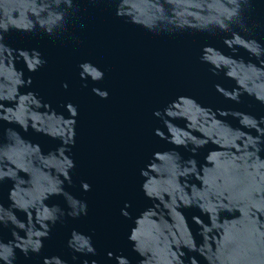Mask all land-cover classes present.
<instances>
[{
  "label": "water",
  "instance_id": "1",
  "mask_svg": "<svg viewBox=\"0 0 264 264\" xmlns=\"http://www.w3.org/2000/svg\"><path fill=\"white\" fill-rule=\"evenodd\" d=\"M119 3L123 17L116 15ZM233 9L236 15L227 18ZM0 36V97H7L0 99V170L15 176L0 181V256L11 250L12 264H44V257L47 264H115L107 258L113 252L131 264H169L175 253L181 260L195 256L197 264H264V181L256 175L264 173V0H71L70 7L66 0H0ZM38 60L46 63L30 70ZM95 66L104 72L96 82ZM93 88L107 90V99ZM180 95L204 109L183 105L187 120L172 121L196 129L203 143L195 155L197 173L181 178L189 196L195 185L199 199L179 210L184 220L175 214L159 226L145 220L139 256L127 240L133 220L121 209L129 204L134 218L151 205L139 172L154 152L174 149L181 163L192 158L190 150L154 134L164 125L153 113L163 114ZM68 103L78 111L66 151L75 166L61 185L65 164L55 150L72 136ZM175 151L161 174L174 171ZM82 182L91 189L83 191ZM52 187L63 191L45 198ZM75 198L88 205L78 219L69 215ZM13 217L25 227L15 226ZM186 225L202 255L189 253L190 245L170 249L160 235H180ZM45 226L51 232L41 252L26 258L22 248ZM73 229L92 237L95 256L68 248ZM77 243L86 244V236Z\"/></svg>",
  "mask_w": 264,
  "mask_h": 264
},
{
  "label": "clouds",
  "instance_id": "2",
  "mask_svg": "<svg viewBox=\"0 0 264 264\" xmlns=\"http://www.w3.org/2000/svg\"><path fill=\"white\" fill-rule=\"evenodd\" d=\"M57 4L60 3V0H55ZM230 3H235L236 0H229ZM66 3L71 6V0H66ZM116 15L123 17L122 15V8L120 3L117 5L116 8ZM236 15V9L227 12V18H231L232 16ZM56 20L62 19V14H56ZM40 26L43 27L46 21L41 20L39 21ZM221 27H224L223 23H221ZM51 31V28L48 29ZM3 37L0 36V40ZM237 42L240 41L239 37H234ZM227 43V41H226ZM257 49H250V51L255 52ZM46 61L38 60L36 61V65L29 64V69L32 71H37L38 67H42ZM97 68V72L95 73L96 81H100L104 78V72ZM215 75L216 73L213 72ZM86 79V78H82ZM19 83L23 85V80H20ZM31 81H29V85ZM86 86V85H85ZM65 89H67V83L62 85ZM97 88H93L92 91L94 94L98 95L101 99H107L108 92L107 90H100L97 92ZM216 89L218 92L223 93L224 97L233 101L239 102V98L237 96H230L227 92H224L220 85H216ZM7 97H0V99H6ZM258 99H261L258 97ZM183 105H191L193 108L203 111L204 109L201 108L199 102L196 99L180 95L175 100L171 101L164 109L163 114L160 110H156L153 114L154 116L160 118L164 125V130L160 128L155 129V135L162 140H165L167 143L174 145L175 147H183L186 150H190L192 158L184 161L181 163L180 153L172 150H163V151H156L152 154L149 161L146 165L140 169L139 175L141 177L140 189L143 192L146 199L152 201L151 205L146 207L142 210L136 217H132L131 214L126 210L130 207L129 204H125V207L121 209V215L126 219L133 220V225L130 228L129 234L127 236V240L131 244L132 251L138 253L139 256L143 255V252L140 248V241L138 239V233L140 232V226L143 225L145 220H150L151 223L155 226H159L161 222L164 224L168 223V220L165 219V216L171 217L173 214L179 216L181 220H184L183 214L179 211L182 207H191L193 201L195 199H199L195 194L199 191L195 185H192V192L193 195L189 196L186 191V185L181 183V178H187L189 176H193L197 173V159L195 155L197 153V149L203 147V143H197V137L194 135L196 129L189 130L190 126L188 124L185 127L181 128L178 125L174 124L172 121L176 119L183 118L187 120V117L184 115L182 111ZM66 110H70L71 112V123H72V136L69 139H65L62 141V145L58 147L55 151L63 158V162L65 164V169L63 172V180L60 181L62 185L64 181L71 180L69 172L72 168H74V161L66 155L67 145H70L74 142V125H75V118L78 115V111L75 105L68 103L66 106ZM210 110V108H209ZM221 115H227V112H222ZM7 119V117H4ZM248 118H246L247 120ZM264 120V118H261ZM23 130L25 132L28 131V124L27 120H25L22 124ZM33 129L36 132H40L41 129L37 128L35 124L32 125ZM6 131H12L14 135H19L15 133L13 129H8ZM189 145H192L191 149L188 148ZM37 151H39V145H37ZM175 151L176 155L173 157L174 160V171L167 172L161 174L159 172V167L163 164L164 159L166 157H172V153ZM259 151V149H257ZM11 170L4 171L0 170V181H4L5 177H8L9 180H14L15 176L10 174ZM150 173H154L155 175H150ZM256 175H259L261 180L264 181V173L257 172ZM206 183V181H205ZM163 185L158 188H154L153 185ZM15 185L13 188L9 189V198L11 199ZM81 188L83 191L87 192L91 189V186L87 182L81 183ZM63 191L62 188L52 187L51 189H46V195H59ZM76 199V198H75ZM76 208L74 211L69 212V215L72 216L74 219H78L80 216L87 215L88 205L86 201L76 199ZM203 211H208V208L205 207L204 203L197 205ZM191 220L194 221L196 224H200L201 221L197 219L196 215L191 217ZM13 224L21 229L25 227L23 222H18L13 217ZM56 223V218H52V224ZM205 231H211V229L205 225ZM51 228L45 226V231L41 233L40 231L35 232V236L37 239L34 241L32 239H28L25 246L22 248L24 256L27 258L29 253L39 254L41 249L43 248V241L48 239L50 236ZM160 235L164 238V240L168 241L169 248L175 245L178 249L181 245L188 247L190 245L189 253H196L198 255H202V251L197 248L196 242L192 240V233L188 231L187 225L185 226L184 233L177 235L175 232L170 231H163L161 230ZM86 236L87 243L80 244L77 243L82 237ZM169 236L171 239L169 240ZM43 237L42 239H39ZM67 246L69 249L73 250L76 253H80L83 255L92 256L96 255V249L92 243V237L90 235H85L84 233H78L75 229L72 230L70 237L67 241ZM210 251V246L209 249ZM11 257V259H9ZM9 257L0 256V260L4 261V264H12V260L15 259L13 253L9 252ZM107 258L109 260H114L115 264H131V261L127 256L124 255H115L113 252L107 253ZM72 259L75 261L77 259L76 256H73ZM44 264H47V258H43ZM62 264H66V261H63ZM82 264H89L88 260H84ZM90 264H97L96 260H92ZM169 264H197V259L195 256L187 255L184 256L183 260L173 253L172 259H170Z\"/></svg>",
  "mask_w": 264,
  "mask_h": 264
}]
</instances>
